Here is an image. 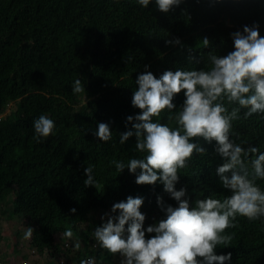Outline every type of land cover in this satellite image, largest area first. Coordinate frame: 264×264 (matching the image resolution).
Listing matches in <instances>:
<instances>
[{"label":"trees","instance_id":"16d2710c","mask_svg":"<svg viewBox=\"0 0 264 264\" xmlns=\"http://www.w3.org/2000/svg\"><path fill=\"white\" fill-rule=\"evenodd\" d=\"M254 22L264 36V0H184L167 13L154 3L143 9L136 0H0L1 244V221L17 217L33 229L32 251L46 253L41 264H119L118 254L100 247L93 236L111 205L143 196L145 226L163 218L157 195L176 206L162 185L136 184L127 168L118 173L111 163L141 155L133 150L134 136L119 143L125 118L140 111L131 105L137 73L146 71L145 64L156 76L167 69H207L208 56L232 51L230 34ZM176 37L183 47L165 43ZM78 76L85 92L73 93ZM182 101V93L176 94L174 103ZM243 111L232 121L230 138L264 151V117L245 118ZM42 114L54 120L55 135L37 142L33 121ZM159 119L167 122L163 112ZM98 122L109 123L110 141L94 136ZM199 142L207 151L193 152L188 166L178 170L176 188L186 186L193 202L208 195L222 199L229 192L215 173L222 163L215 142ZM88 164L94 165L96 186L83 183ZM256 183L264 189V179ZM236 219L225 229L233 234L230 245L215 252H231V264H264V224ZM2 250L0 245V258ZM24 255L21 261L29 264V254Z\"/></svg>","mask_w":264,"mask_h":264},{"label":"clouds","instance_id":"9594fccd","mask_svg":"<svg viewBox=\"0 0 264 264\" xmlns=\"http://www.w3.org/2000/svg\"><path fill=\"white\" fill-rule=\"evenodd\" d=\"M136 2L143 9L154 3L159 11L167 13L184 0ZM216 2L220 0H209ZM230 35L233 50L226 55L211 53V67L207 69H167L156 76L145 64L146 71L136 75L138 87L132 93L131 105L140 111L125 118L127 130L119 133V143L123 145L134 136L133 150L141 155L111 163L118 173L127 168L136 184L162 185L176 206L157 195L163 218L145 226L146 214L140 210L143 196L129 195L111 205L93 236L100 247L118 254L119 264H231V252H215L217 246L230 245L233 234L225 229L234 227L238 216L264 224V189L256 183L264 179V151L252 144L244 147L243 141L236 143L230 138L232 121L240 119L242 109L245 118L254 113L264 117V36L259 34L256 22ZM202 41L204 47L210 43L207 37ZM165 43L183 47L179 37ZM71 91L85 92L79 76L72 82ZM179 93L183 101L176 105L174 98ZM162 112L165 123L159 119ZM33 129V139L42 142L55 135V122L42 114L34 119ZM112 134L109 123H97L94 136L98 142L110 141ZM200 138L214 141L213 150L222 160L215 169L219 184L229 192L222 199L208 195L193 202L186 186L176 188L178 170L188 166L193 152L207 151ZM252 154L254 158L249 160ZM93 169L92 164L83 169L85 186L98 183ZM32 231L28 227L25 238H30ZM71 234L70 230L66 232Z\"/></svg>","mask_w":264,"mask_h":264},{"label":"rangeland","instance_id":"374dc122","mask_svg":"<svg viewBox=\"0 0 264 264\" xmlns=\"http://www.w3.org/2000/svg\"><path fill=\"white\" fill-rule=\"evenodd\" d=\"M11 107V105H10ZM3 229V240L2 244L0 242L1 248H3L4 256H1V262L10 263L15 259L17 263H20L21 260H25L23 256L24 254L28 255L29 264H41L45 262V254L39 255L35 251H32L29 246V238H25L26 225L24 221L17 219V217H13L4 219L1 221ZM15 252L16 254H8L9 252ZM33 255V256H31ZM8 257V258H7Z\"/></svg>","mask_w":264,"mask_h":264},{"label":"built area","instance_id":"2783aa9c","mask_svg":"<svg viewBox=\"0 0 264 264\" xmlns=\"http://www.w3.org/2000/svg\"><path fill=\"white\" fill-rule=\"evenodd\" d=\"M88 261H89V260H88ZM22 264H27V262H25V261L23 262V261H22Z\"/></svg>","mask_w":264,"mask_h":264}]
</instances>
